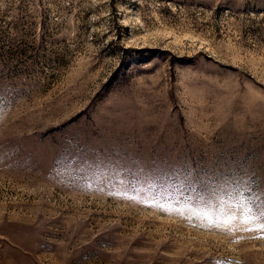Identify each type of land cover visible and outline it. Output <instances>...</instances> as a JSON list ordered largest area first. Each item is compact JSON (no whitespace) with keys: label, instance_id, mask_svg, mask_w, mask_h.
<instances>
[{"label":"rangeland","instance_id":"rangeland-1","mask_svg":"<svg viewBox=\"0 0 264 264\" xmlns=\"http://www.w3.org/2000/svg\"><path fill=\"white\" fill-rule=\"evenodd\" d=\"M0 264H264V0H0Z\"/></svg>","mask_w":264,"mask_h":264}]
</instances>
